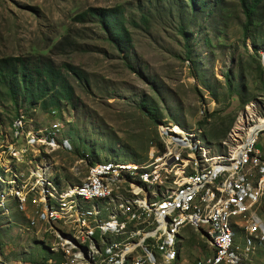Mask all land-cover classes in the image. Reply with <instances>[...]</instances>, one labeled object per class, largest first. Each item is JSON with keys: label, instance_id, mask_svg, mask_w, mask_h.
Returning <instances> with one entry per match:
<instances>
[{"label": "rangeland", "instance_id": "374dc122", "mask_svg": "<svg viewBox=\"0 0 264 264\" xmlns=\"http://www.w3.org/2000/svg\"><path fill=\"white\" fill-rule=\"evenodd\" d=\"M88 7L120 11L129 34L127 51L119 52L105 40L95 23L72 20ZM262 10L261 22L244 38L245 18L237 0H222L210 13L205 10L182 18L174 0H0V58L49 57L57 66L63 62L78 66L89 81L84 89L69 77L74 95L70 101L61 100L59 109L45 110L41 102L32 104L24 96L16 105L0 98V175L18 180L17 185L0 181V264H34L43 259L61 262L62 233L76 238L86 252L87 258L75 264H118L127 252V242L131 246L138 238L130 234L123 241L100 232L94 219L81 226L68 196L67 215L50 219L42 197L49 191L57 194V190L68 194L99 164L146 165L154 161L160 153L158 143L164 145L162 130L166 126L177 124L200 132L213 152L222 154L229 149L232 131L246 119L244 112L250 104L256 109L252 123L264 121V2ZM72 30L78 31L81 37L77 40L89 50L54 48ZM0 91L3 93L4 86ZM22 114L26 126L18 137L14 121ZM52 125H57V145L69 140L68 149L42 145L40 129ZM248 127L242 128L240 137L248 136ZM31 131L37 133L32 135L34 139ZM24 144L26 151L20 149ZM256 147L264 151V136ZM191 153L185 156L194 158ZM261 160L248 165L254 186L264 171V156ZM40 164L48 166L49 189L32 176ZM171 177L176 179L174 174ZM20 188L31 190L24 203L16 197ZM51 202L54 211L62 208L56 199ZM97 202L80 200L79 204L91 207ZM262 205L264 186L259 201L238 218L241 227L234 228V245L249 254L253 264H264V251L243 227L253 215L264 219ZM101 207L107 211L109 205L102 201ZM183 228L184 241L178 238L173 247L149 240L148 250H132L134 264L144 258L153 264L151 257L158 263L167 259L172 264H186L185 258L191 260L199 250L210 254V247L215 249L203 231L189 225ZM210 255L192 264H207Z\"/></svg>", "mask_w": 264, "mask_h": 264}, {"label": "bare ground", "instance_id": "6f19581e", "mask_svg": "<svg viewBox=\"0 0 264 264\" xmlns=\"http://www.w3.org/2000/svg\"><path fill=\"white\" fill-rule=\"evenodd\" d=\"M248 107L244 112L246 119L244 118L240 123L241 126H237L232 131L229 149L222 154L214 153L209 143L201 137L200 132L187 131L177 124L166 126V130H162L164 151L158 153L159 157L154 161L146 165L99 164L92 168L89 177L83 183L73 185L68 194L60 193L58 190L57 194L52 191H49L48 195L44 194L42 204L45 205L49 216L62 219L67 215L65 207L70 197L71 209L76 212L81 226L88 225L94 219L100 232L111 233L123 241L131 237L138 238L139 240L132 242L131 246H128L129 242H127V252H123L118 264H134L131 251L139 247L148 250L149 240L166 247H173L178 243V238L184 241L182 232L185 225L195 228L196 231H203L215 249L222 248V251H214L215 253L210 255L207 264H220L225 260L231 264H253L252 257L241 252L234 245V228L241 227L238 218L259 201V191L264 186V171L260 172L254 186L251 181L252 171L248 168L250 163L262 161L264 151L259 147H255L254 151L246 149L252 135L264 127V121L253 124L251 119L256 116L255 105L250 104ZM14 122L18 134L25 129L26 116L22 114ZM56 127L57 125H52L50 129H40L38 135L43 136L42 145L44 143L52 150L61 147L68 149L69 140L57 145ZM245 127H248L250 133L247 137H240L239 133ZM35 132L31 131V138L33 134H37ZM17 134L16 136L19 135ZM22 148H26L25 144L20 149ZM186 152H192L194 158L186 157ZM180 166L181 172H178ZM198 169L211 174L200 184H195L190 178L194 177ZM161 173H163L161 178H158ZM132 174H137L138 177L132 179ZM173 174L176 176L175 180L171 177ZM32 176H36L43 186L46 184V189L52 187L48 166L40 164L34 169ZM241 179L243 183L235 184ZM0 181L10 185L18 183V180H5L1 175ZM101 186L105 188L104 191H94L100 190ZM30 191L23 188L16 190L18 201L24 203ZM51 199H56L62 208L54 211ZM197 199L199 201L195 202ZM80 200H98V202L87 207L80 205ZM102 201L109 205L107 211L101 207ZM175 203L176 205L172 207ZM163 212L165 216H159ZM139 223L144 226H140ZM243 228L264 251V219L253 215ZM130 234L132 236L129 238ZM216 235H219L220 239H216ZM60 238L65 252V264H75L78 260L87 258L84 248H81L76 238L63 233ZM112 248V245L109 246V249ZM74 250H77L76 253ZM151 258L153 264H172L167 259L158 263L153 257ZM203 259L205 257L200 261ZM149 260L144 258L140 264H148ZM34 264H61V262L43 259Z\"/></svg>", "mask_w": 264, "mask_h": 264}, {"label": "trees", "instance_id": "16d2710c", "mask_svg": "<svg viewBox=\"0 0 264 264\" xmlns=\"http://www.w3.org/2000/svg\"><path fill=\"white\" fill-rule=\"evenodd\" d=\"M174 1L178 8L177 15L179 18L202 14L205 10L210 13L217 9L218 4L222 3V0ZM237 2L245 18L242 25L244 38H249L248 31L261 22L260 13L263 14L262 4L264 0H237ZM72 20L76 23L86 21L95 23L106 35L105 40L112 43L119 52L127 51L130 47L129 34L123 25V17L117 8L88 7L86 10L75 14ZM80 37L81 35L77 30L68 31L54 45V48L58 51L62 50L63 47L74 51L89 50L85 48L86 45L77 40ZM253 48L257 50L256 43L253 44ZM69 77H74L84 89H87L89 81L86 72L76 65L63 62L57 66L51 58L41 56L36 60L25 59L22 56L2 57L0 58V86H4V91L3 93L0 91V98L4 96L16 105L17 99L24 96L32 104L41 102L45 110L49 108L59 109L61 100L70 101L74 95ZM20 112L21 109L15 115H19ZM158 146L160 153H162L164 150L161 149H164V145L161 141ZM262 214H264V205H262Z\"/></svg>", "mask_w": 264, "mask_h": 264}, {"label": "built area", "instance_id": "2783aa9c", "mask_svg": "<svg viewBox=\"0 0 264 264\" xmlns=\"http://www.w3.org/2000/svg\"><path fill=\"white\" fill-rule=\"evenodd\" d=\"M263 136H264V127L258 133L252 135V137H251V139H250V141L248 143V147L246 149H253V151H254L257 142L260 140V137H263ZM23 149H25V148H22V150ZM161 150H164V149H161ZM95 172H99V171H95ZM163 173H161L158 178H161ZM210 174L211 173H204L203 170L198 169L197 173L194 175L193 178H190V180L194 181L195 184H200V182H203L206 178L209 177ZM241 183H243V179H241L240 181H238L235 184H241ZM104 190H105V188L103 186H101L100 190H94V191H104ZM187 191H190V190H187ZM198 201H199V199L195 200V202H198ZM175 205H176V203L173 204L172 207L175 206ZM159 216H165V212H163ZM49 218H51V217L49 216ZM216 239H220V236L216 235ZM214 251H222V248L221 249H213V247H210V254H212ZM63 253H64V260L61 261V264H65V252H64V249H63ZM210 254H202V251L199 250L197 253H194V256H193V258L191 260H188L187 258H185L186 259V264H191L193 261H200V259H202L206 255H210Z\"/></svg>", "mask_w": 264, "mask_h": 264}, {"label": "crops", "instance_id": "0c3cea01", "mask_svg": "<svg viewBox=\"0 0 264 264\" xmlns=\"http://www.w3.org/2000/svg\"><path fill=\"white\" fill-rule=\"evenodd\" d=\"M92 228H94V227H92ZM98 235H99V237H97V239L98 240H101V236H100V234L98 233ZM90 241V240H89ZM178 264H179V261H178Z\"/></svg>", "mask_w": 264, "mask_h": 264}]
</instances>
